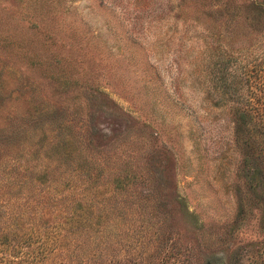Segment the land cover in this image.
<instances>
[{
    "label": "rangeland",
    "instance_id": "rangeland-1",
    "mask_svg": "<svg viewBox=\"0 0 264 264\" xmlns=\"http://www.w3.org/2000/svg\"><path fill=\"white\" fill-rule=\"evenodd\" d=\"M249 1L0 0V264L264 262Z\"/></svg>",
    "mask_w": 264,
    "mask_h": 264
},
{
    "label": "trees",
    "instance_id": "trees-1",
    "mask_svg": "<svg viewBox=\"0 0 264 264\" xmlns=\"http://www.w3.org/2000/svg\"><path fill=\"white\" fill-rule=\"evenodd\" d=\"M244 10H248L250 12V14H256V13H264V3L262 1L257 2L256 0H250L249 2L245 3L242 5ZM220 60V61H219ZM225 61L223 60V58H219L218 60H216L215 62H212V67H217L219 64L222 66L224 65ZM259 77V76H258ZM258 77H253L255 80H257ZM252 79V80H254ZM247 82V80H246ZM261 92H262V97L264 99V85H261L260 87ZM246 103H248V99H246L245 101ZM249 105V104H248ZM253 111H255L253 109V107L249 106L248 109H243V110H236L235 114V133L237 134H245L247 135L246 139H250L251 142L254 143V145H256V147L259 146V151H261V149L264 148V145L259 142L258 140L264 136V117L261 118H256L254 116ZM260 154V152H258ZM258 154V155H259ZM16 249V247H12V254L11 256L14 257V254H16V252H14ZM20 249H22L21 246H19V252ZM31 253V251H28L25 253V258H27L29 256V254ZM240 251H234L232 252V254L230 255V259L226 264H234V260L235 257L239 258L240 257ZM254 255H252L251 257H249L250 259L248 260V262L246 264H264L263 262V258H253ZM19 260L21 261L22 258L20 257ZM212 264V263H210Z\"/></svg>",
    "mask_w": 264,
    "mask_h": 264
}]
</instances>
